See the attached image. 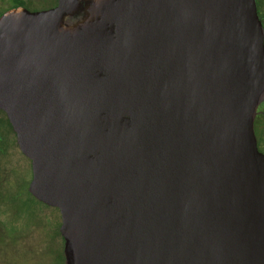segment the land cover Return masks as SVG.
I'll return each instance as SVG.
<instances>
[{
	"label": "water",
	"instance_id": "1",
	"mask_svg": "<svg viewBox=\"0 0 264 264\" xmlns=\"http://www.w3.org/2000/svg\"><path fill=\"white\" fill-rule=\"evenodd\" d=\"M256 0H57L0 16V110L64 264H264Z\"/></svg>",
	"mask_w": 264,
	"mask_h": 264
},
{
	"label": "rangeland",
	"instance_id": "2",
	"mask_svg": "<svg viewBox=\"0 0 264 264\" xmlns=\"http://www.w3.org/2000/svg\"><path fill=\"white\" fill-rule=\"evenodd\" d=\"M54 2L56 0H0V16L18 7L32 12L44 11L50 9ZM5 119L0 115V134L6 138V144L3 143L6 155L0 156V172L4 171L8 179L29 181L31 163L20 153L16 135ZM261 151L264 152L263 147ZM9 194L15 198L21 197L22 201L25 199L20 202L25 205L14 214L16 207L8 205L0 195V211H3L0 219L10 222L7 230L0 226V264H64L59 256H55V253L64 256V240L51 238L53 231L61 226L58 209L28 196L25 187L22 190L13 188ZM6 209L13 210L11 217H6Z\"/></svg>",
	"mask_w": 264,
	"mask_h": 264
},
{
	"label": "flooded vegetation",
	"instance_id": "3",
	"mask_svg": "<svg viewBox=\"0 0 264 264\" xmlns=\"http://www.w3.org/2000/svg\"><path fill=\"white\" fill-rule=\"evenodd\" d=\"M256 4H257L258 16H259V18H260V20H261V22L263 24V27H264V0H256ZM0 115H2L3 117L6 118L5 120L7 121L10 129L13 131V129H12V127H11L9 121H8V118H7L6 114L3 111L0 110ZM256 129H257L258 132L256 131ZM254 130H255V135H256V138H257L258 149H259V151H261L262 147L264 148V103L257 110V115H256L255 121H254ZM3 143L6 144V138L3 137L0 134V152H1L0 156L6 155V153H5V151H6L5 148L6 147L4 148V144ZM17 147H18V145H17ZM260 147H261V149H260ZM262 153H264V152H262ZM2 173H4V175H5L4 177H5L6 181H7V184H9V187L22 190L21 183H23V180L8 179V176L5 174V172L3 171ZM31 180H32V169H31V178L29 180V183H28V186H27V190L29 188V184H30ZM28 193H29V191H28Z\"/></svg>",
	"mask_w": 264,
	"mask_h": 264
},
{
	"label": "trees",
	"instance_id": "4",
	"mask_svg": "<svg viewBox=\"0 0 264 264\" xmlns=\"http://www.w3.org/2000/svg\"><path fill=\"white\" fill-rule=\"evenodd\" d=\"M57 5V0H56V2H54L53 4H52V7H55ZM52 7H50V8H52ZM19 8V7H18ZM257 127V126H256ZM256 131H257V129H256ZM258 132V131H257ZM1 153V152H0ZM29 161V160H28ZM5 175H4V173H1L0 172V195L4 198V200L6 201V202H8V205H11L12 207H16L15 209H14V214H15V212L17 211V210H20V209H22V207L25 205L24 203H20V202H24L25 201V199L22 201L21 200V197H17V198H15V197H12V196H10V194H9V190H11V189H13L12 187H9V184H7V181H6V179H5V177H4ZM28 183H29V181L26 179H24L23 180V183H21V186H23L22 188H26V192H27V194H28V196H30L31 198H34L33 196H31L29 193H28V191H27V186H28ZM14 189H16V188H14ZM20 190V189H19ZM8 212V213H7ZM0 213H3V211L1 210L0 211ZM7 213V214H6ZM4 215V214H3ZM5 215H6V217H11L12 215H13V210H10V209H6L5 210ZM7 222V223H6ZM10 223V222H9ZM9 223H8V220L7 221H1V219H0V226L2 227H4V230H7V228H8V226H9ZM14 225H15V223H14ZM0 227V228H1ZM2 227V228H3ZM6 232V231H5ZM51 238H54V240L56 239V238H60L62 241H63V238L61 237V235H60V232H59V228L57 229H55L54 231H53V234H52V236H51ZM55 256L56 257H60V259H61V261L64 263V256H63V254L62 253H55Z\"/></svg>",
	"mask_w": 264,
	"mask_h": 264
}]
</instances>
